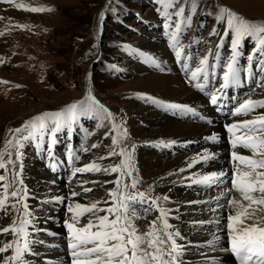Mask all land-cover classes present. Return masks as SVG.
Wrapping results in <instances>:
<instances>
[{
    "label": "snow or ice",
    "instance_id": "snow-or-ice-1",
    "mask_svg": "<svg viewBox=\"0 0 264 264\" xmlns=\"http://www.w3.org/2000/svg\"><path fill=\"white\" fill-rule=\"evenodd\" d=\"M163 4L164 11L161 13L166 20H170L172 15L183 17L181 24L175 25V30L169 33L170 47L175 50L178 60L182 57V48L178 47L179 33L183 30L182 24L191 23V17H185L184 7L176 8L174 13L168 11L179 3V0H157ZM0 3L11 5L17 10L29 13L51 12L52 8L44 6H31L16 0H0ZM195 4L192 11L195 13ZM101 19L104 13L100 14ZM11 18L0 16V21ZM217 20L226 23L223 34L213 29L211 35L219 36L216 44V50L209 49L208 55L203 56L194 70L190 71L188 77L192 86L210 97V103L218 106L225 95V90L232 86H240L241 69L238 67V57L241 41L246 37L257 38V52L259 59V79L256 82L257 88L264 90V22L256 23L246 19L228 8H220ZM165 29L172 28V24L165 23ZM11 28L31 29L30 25L8 24L4 30H0V37L5 36ZM232 34L231 55L226 64L227 71L223 74L222 83L215 91H206L210 83V76L214 73L209 72V56L216 61L221 59L219 48L223 47L224 38ZM95 48L96 45H93ZM128 48L130 46L125 45ZM157 67L159 64L154 58L149 57ZM188 59H192L188 56ZM253 57L249 56V61ZM0 62H3L0 58ZM215 67V65H211ZM185 72H189V64L184 63ZM248 77L254 78L256 75L251 71V64L247 69ZM194 82V83H193ZM0 83L6 84L8 81L0 80ZM19 87V85H16ZM139 95V94H138ZM152 103L169 109H176L180 112L190 113L193 116H199L195 108L181 104H165L163 101L156 100L153 97H147ZM257 109H264V99L246 98L232 112L233 116L248 117L255 113ZM219 110V107H218ZM102 115L101 122L97 127H106L104 121L109 122V131L105 138L111 137V144L108 146L106 155L97 157L96 160L85 163L83 166L75 167L72 175L84 173H100L106 175L117 174L113 181H104V184L112 183L113 189L107 190V197L93 200L89 203H80L73 200L67 205V211L71 213L70 220L65 221L68 230V248L71 250V264H185L184 253L187 245L178 243L184 237L173 224L170 223L169 208L164 205L170 201L167 195L153 196L150 186L148 192L139 191V179L134 177L135 171L133 152L135 145L131 149L125 141L128 138L127 129L123 127L122 122H118L114 114L104 108L95 97L88 95L85 100L70 104L59 111L44 112L33 116L24 122L21 127L10 130L13 133V139L6 140L5 149L17 148L21 146V140L37 139L41 143L46 136L51 140L47 148H41V151L47 152L48 159L53 162L49 167L56 169L55 154L53 146L58 142V134L65 129L68 132L73 131V125L77 122L79 116H89L92 119ZM203 119V117H200ZM230 134V164L231 180L230 185L221 190L217 197H213L217 208H226L228 211L225 217L226 224L221 225L219 219L215 223L219 226L217 233L212 234V239L205 245L197 247H207L212 251L216 250V245L221 241L222 236L219 232H224L227 237V247L223 251L230 253L236 261V264H264V112H258L248 119H243L225 126ZM239 133V134H238ZM16 134H20L17 136ZM210 141H216V135L206 137ZM175 141H157L156 146L168 148L175 144ZM99 147L98 144H91L90 147H83L81 151L89 152L91 149ZM238 149L247 150L250 154H243ZM9 159L5 161V155ZM12 153L0 151V212L8 215L9 208L16 209V204H8L9 198H16L17 203H22L23 213L20 215L19 223L13 220L8 226L0 228V236L12 235L16 239L12 242L0 243V253H6L10 249L12 254L0 258V264H26L25 254L30 252L28 226L31 224L29 206L26 203L27 189L24 187L14 188L13 185L19 183L23 186V179L20 178V172L11 171V180H9V165H14L11 159ZM20 154L17 153V159ZM120 157L118 163L109 164L102 167L97 161L110 159L111 157ZM67 159L73 163L80 159L72 149H69ZM215 159L214 153L205 150L198 153L187 163L186 168H180L178 173L191 169L194 165ZM169 173L168 175H174ZM229 172L221 170L208 174L191 175L184 177L189 181V187L200 185L206 188L219 187L225 184ZM129 182H125V180ZM89 183H99L98 181L84 180L81 182L83 193L93 192L94 189L84 187ZM10 189H12L10 191ZM81 192H71V197L80 196ZM63 202L65 197H58ZM224 199L225 204L219 201ZM189 203H199L198 201H189ZM143 208V214L139 211ZM19 211L18 209H16ZM216 209H213L215 211ZM157 212L152 220L147 222V227L141 228L137 223L140 219H146V214ZM103 213V214H101ZM204 224V221L198 222ZM23 239V244L20 243ZM15 244V247H14Z\"/></svg>",
    "mask_w": 264,
    "mask_h": 264
},
{
    "label": "rangeland",
    "instance_id": "rangeland-1",
    "mask_svg": "<svg viewBox=\"0 0 264 264\" xmlns=\"http://www.w3.org/2000/svg\"><path fill=\"white\" fill-rule=\"evenodd\" d=\"M36 1L41 6L52 8L53 11L38 13L39 18L35 20L36 22L29 23L19 20L17 24L30 25L31 29L21 30L15 28L18 36L14 35V38L6 44L0 41L2 46V49L0 47V58L3 60V62H0V80L8 81L6 84L0 83V151L12 153L11 159L14 161V165H9V180H11V171L13 169L19 171L20 178L23 179V168L21 166H24L25 163L27 165L36 163V160H32L27 154L21 155V152L19 153L20 146L5 149L6 140L13 139V133L10 130L21 127L25 121L33 116L44 112L59 111L70 104L85 100L88 95L95 97L100 104H103L114 114L116 119L123 112L141 105L140 100L142 104L158 110L160 114L171 118L174 117V119L187 117L185 119L188 121L192 114L180 112L176 109L162 108L152 103L151 100L146 99L149 96L136 95L137 90L131 84L132 75L125 68L127 62L131 65H141V54L143 56V52L146 53L145 50L143 52L140 50L139 45L141 42L156 43L167 51L170 45L169 33L175 30L176 24H181L183 17L172 15L170 20H166L161 15L164 11V6L158 3L157 0ZM193 4L196 6L195 13L192 11ZM178 7H184L185 17H191L190 25H181L183 30L179 33L178 44V46H183L186 51L191 49L189 54H193L194 61H192L190 69H195L199 60L203 56L208 55L209 49L216 50V44L220 37L213 36L211 33L213 29H216L217 32L223 34L226 28L224 27L225 22L217 20L220 8H228L258 24L264 22V1L260 0H179L176 7L169 8L168 11L174 13ZM101 12L104 13L102 19L99 15ZM166 22L172 24V28L165 29L164 24ZM145 33L150 34L146 35ZM232 38L233 36L230 33L224 38L223 47L218 49L221 57L217 63L218 74L219 71L223 72V69L219 68L221 60L228 62V58L231 55ZM13 39H16L17 42ZM241 42L244 44L246 52L249 53L253 52L254 46L258 43L255 41V37L254 40L251 37H246ZM93 45H96V47L94 48ZM125 45L130 47L126 48L124 47ZM187 45L190 49H188ZM192 45L196 47L192 49ZM93 50L94 54H92ZM169 56L173 66V62H176V60H173L171 51H169ZM256 56L257 59L261 58L258 52H256ZM213 58L209 56V60H213ZM190 61L182 60V65L184 63L190 64ZM177 66H180L179 63H177ZM152 67L155 66L152 65ZM177 74L179 78H183L181 81L189 83L185 80V77H182L179 70ZM209 84L211 85V83ZM16 85H19V87H16ZM212 85L213 88L215 85ZM251 85L253 86V84ZM258 90L259 88L256 86L250 96L258 94ZM156 100L163 101L165 104H175L159 98ZM256 113H258V109L253 114ZM193 117L200 119L201 115ZM102 118V115L96 119H92L89 116H79L77 122L73 125L72 132L69 133L65 129L59 133L60 141H64L60 152L64 153L68 148H71L80 156V163L83 162V156L91 155L97 159L99 156L106 155L108 146L111 144V137L105 138V134L109 131L110 125L105 120L104 124L106 127L98 128L97 124L101 122ZM231 119L229 118L230 123H232ZM16 135L19 136L20 134ZM34 140L37 139L22 140L26 144V150L37 149L34 146ZM44 140H47L46 149L50 140L49 136H46ZM93 143L98 144L99 147L91 149L89 152L81 151L82 146L90 147ZM125 143L128 147L130 146L131 140L129 137ZM152 146L148 145V148ZM168 151L171 152L169 149ZM168 151L160 152L159 155L164 154L166 156ZM185 152L187 151H184L183 154ZM17 153L20 154L19 159H17ZM4 159L5 161L9 159L7 154ZM120 159V157L114 156L110 159L100 160L98 163L102 167H106L109 164L118 163ZM69 166H72L73 169L74 166L80 167L77 161L73 165L61 168V170L65 171ZM2 172L3 170H0V173ZM101 173L103 172L78 174L76 178L78 180L87 179L92 181L89 178L96 177ZM133 175L140 181L138 184L139 191L148 192L150 184L137 172V166ZM62 176L66 175L62 173ZM116 177L117 174H115L114 180ZM76 181L77 179H70L66 184L71 190L75 191L78 189V186L75 185ZM94 181L99 183L84 185V187L91 185L92 189H94L93 192L83 193L82 189L77 190V192L82 193L80 196H84L86 201H89V198L96 192L107 196L106 187L108 184H104L102 179ZM125 182L129 181L126 179ZM43 184H46V182L43 181ZM24 186V181L23 186L19 185V183L13 185L14 188ZM114 187L115 185L112 184L110 189ZM59 188H62V186L59 185ZM70 194L71 192H69L67 198L72 200L79 198H72ZM27 200H30L28 195ZM65 201L67 202L68 200ZM8 204H16V209L19 211L9 208L8 215L0 212V228L10 225L13 220L19 223L20 215L24 211L22 203H17L16 198L10 197ZM62 209H65V213H67L66 205H63ZM139 210L143 212V210ZM30 211L34 213L40 212L38 207H31L29 208ZM153 212L146 214L148 215L146 219L137 221L141 228L147 227V222L158 215L157 212ZM11 215L12 221L7 224V217ZM64 219L63 221L69 220L66 217ZM34 220L38 222L39 227L42 226L40 220L36 218ZM57 224L60 223L54 222L51 225L52 228L49 227V230H54ZM186 234L189 236V233ZM36 235L43 237L41 234ZM1 239L12 242L16 238L8 235V237L3 236ZM1 239L0 243H4ZM20 243L23 244V239H20ZM45 243L47 244L49 241ZM30 245L33 248H37L43 244L38 239L30 241ZM11 254L12 250L10 249L6 253H0V258Z\"/></svg>",
    "mask_w": 264,
    "mask_h": 264
},
{
    "label": "bare ground",
    "instance_id": "bare-ground-1",
    "mask_svg": "<svg viewBox=\"0 0 264 264\" xmlns=\"http://www.w3.org/2000/svg\"><path fill=\"white\" fill-rule=\"evenodd\" d=\"M260 1L263 2L264 0ZM16 2H23L31 6H41L36 0H16ZM0 16L11 18L10 21L8 19L0 21V30H4L5 26L8 24H17L19 20L21 22L32 23L36 22L35 20H38L39 18L38 13L17 10L11 5L5 3H0ZM224 25V27H226V23ZM14 35L18 36L15 32V28H11L5 36L0 37V41H3L6 44L14 38ZM13 40L17 42L16 39ZM0 47L2 49L1 45ZM139 47L142 52L143 50L146 51V53L143 52V56L145 57L141 54V65H131L128 62L125 65L128 73L132 75L131 84L135 86V89L137 90L136 95L139 94V96H149L156 99L159 98L171 103L187 105L200 110L205 109V105L198 95L193 93L192 89L187 87L186 84L181 81V78L177 76V71L172 66L171 57L166 50L161 46H158L156 43L150 44L141 42ZM92 54H94V50ZM149 57L154 58L159 64V67L152 63L151 60L146 59ZM217 63L218 61H215V63H213L215 67L209 68V70H211L210 73H214V75L210 76L211 85H208L209 89L213 86L212 84H220L222 80V77L219 76L217 72ZM152 65L155 67H152ZM224 72L225 69H223L222 73ZM252 72L256 74L257 71L254 70ZM240 76L248 79L253 85L255 83L254 79L255 81L257 80L256 76H254V78L248 77L247 69L243 71V74ZM254 86V88H256V83ZM213 88H215V86ZM258 92V94L249 97H252L253 99H264V90L259 89ZM139 102L141 105L123 112L117 117V121L122 122L123 127L127 129L128 137L131 140L129 148L131 149L132 145H135L133 152L134 165L135 167L137 166V172L152 187L153 191L151 194L154 196L167 195L170 197V201L164 206L171 210L170 223L178 228L181 235L184 237V239L179 240L178 243L187 245V250L184 253L185 264H236L235 258L230 253L223 251V248L227 247V237L224 232L218 233L222 236V239L216 245L215 251H212L207 247H197L193 245L194 243L197 245H205L208 240H211L212 234L217 233L219 227L215 221L219 219L221 225L226 224L225 217L227 216L228 211L226 208H217V204L215 200H213V197L220 195V188H206L200 185L189 187L187 186L189 181L184 180V177L193 174H208L211 172H219L221 170L228 171L229 175L231 174V146L229 148L230 150L221 147L225 146L222 142H226V136H221L220 139H217L216 141L207 140L205 138L212 135H216L218 138L222 132L219 129L210 130L207 127L198 125L197 122H185V118L178 117L179 119H174V117H167V115L160 114L158 110L145 106L140 100ZM258 112H264V109H258ZM254 115L255 114L252 113L248 117L241 116L236 122L251 118ZM161 140L175 141L176 143L168 148L156 146V142ZM212 142H215L216 144L218 142V146H211L212 144L210 143ZM148 145L153 146L148 148ZM186 148H188V151L183 154ZM168 149L171 152H169ZM205 150L209 153H214L215 159L198 163L194 165L193 168L186 169L185 172H177L180 168H186L187 163L190 162L193 157ZM166 151H168V155H159L160 152L164 153ZM238 151L243 154H250L244 149H238ZM93 160H96L94 156H83V162H79V166ZM26 165L27 163L23 166V181L25 182L24 187L27 189V193L30 197V200H27L28 202H26L28 203L29 208L38 207L40 211L39 213L37 212L38 214L36 212H30L31 224L28 226L30 242L32 239L34 240L33 237L36 236H34L32 232L40 231V227H37V221L34 220L35 218L40 220L43 226L52 225L54 222L60 223L65 220L64 217L70 220L71 213L68 211L65 213V209H62V206H67L72 203L73 200L67 198V195L70 192V187L66 189L65 187L56 188L50 186L53 184L56 185V183L51 182L50 177H48L46 172L42 170L37 163ZM169 173L175 174L168 175ZM114 178L115 174L106 175L101 173L96 177L89 178V180L94 181L96 179H102L104 181H113ZM230 180L226 181L224 189L230 185ZM43 181H46V184H43ZM82 181L84 180L77 179L75 182V185L78 186V189L75 190L76 192L77 190H81L80 185ZM42 184L44 186L43 189V186L40 188ZM85 187L92 188L91 185ZM110 188H112V183H108V186L106 187L107 190ZM0 192H2L1 189ZM58 197H65V200L68 201L66 202L64 200L63 202L60 201L53 204L48 203L49 200H54ZM106 197V195L96 192L91 198H89V201H86L84 196H80L75 201L89 203L93 200ZM189 201H198L199 203H189ZM219 203L225 204L226 201L221 199ZM213 209L216 210L213 211ZM11 221L12 215L7 217V224ZM200 221H204L205 223H198ZM215 225H217V228ZM186 233H189V236H187ZM4 236L8 237V235ZM2 237L3 236H0V239ZM4 240L5 239H1L2 242L7 243V241ZM55 242L49 241L47 244L43 243L46 244V247L40 246L33 248L32 245H30V252L25 254L26 264H71V251L68 250L67 252H64L66 250H63L61 247L63 243L59 240H55ZM51 244L54 245L52 246ZM48 245L52 246V249H49Z\"/></svg>",
    "mask_w": 264,
    "mask_h": 264
}]
</instances>
